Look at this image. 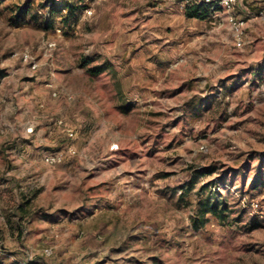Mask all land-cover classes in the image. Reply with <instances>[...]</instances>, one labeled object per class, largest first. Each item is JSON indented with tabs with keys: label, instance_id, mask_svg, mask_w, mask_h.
I'll return each instance as SVG.
<instances>
[{
	"label": "rangeland",
	"instance_id": "rangeland-1",
	"mask_svg": "<svg viewBox=\"0 0 264 264\" xmlns=\"http://www.w3.org/2000/svg\"><path fill=\"white\" fill-rule=\"evenodd\" d=\"M231 14L241 44L177 0H0L5 262L264 264V0ZM211 191L229 217L196 229Z\"/></svg>",
	"mask_w": 264,
	"mask_h": 264
},
{
	"label": "trees",
	"instance_id": "trees-1",
	"mask_svg": "<svg viewBox=\"0 0 264 264\" xmlns=\"http://www.w3.org/2000/svg\"><path fill=\"white\" fill-rule=\"evenodd\" d=\"M66 7L68 8V11H69L66 16V19L67 17L70 18L73 15H75L76 11L82 8V7L81 8L77 7L72 2L67 3ZM207 11H208V8L205 5H200V6L193 5V6H190L186 10V16L190 19L191 18H204L205 16H207ZM108 67H109L108 64H103L100 66H95V67L90 68V71L94 74H100L106 71ZM125 110L128 111L129 106L128 108L125 107ZM259 157H260L261 162L256 170V173L254 174V176L252 177L250 181L249 191H255L261 187H264V152H260ZM214 169L215 168L212 166L199 169L196 172V174H194V176L189 180L186 187L188 189H192L195 186L197 182V178L199 176L211 174L214 172ZM198 205H199L198 209L192 217V223H193L194 228L196 229H199L203 227L204 225L208 224L209 217L207 215L209 213L213 217H216L217 219H219L221 223H223V221H225L229 217L228 216L229 215L228 214V210H229L228 203L225 200L219 198L218 194L215 193V191H211V194H209L205 198H201L198 202ZM253 225H257V224L255 223ZM0 264H16V262H5L3 258L0 257Z\"/></svg>",
	"mask_w": 264,
	"mask_h": 264
},
{
	"label": "built area",
	"instance_id": "built-area-1",
	"mask_svg": "<svg viewBox=\"0 0 264 264\" xmlns=\"http://www.w3.org/2000/svg\"><path fill=\"white\" fill-rule=\"evenodd\" d=\"M181 7L187 10L190 6L193 5H205L208 10L211 12H217L219 10H224L229 12V22L232 26V29L236 35L237 42L241 44L243 42L244 28L246 21L242 18H238L236 15L231 14L234 7L240 0H177ZM89 14H92L93 11L89 8L87 9Z\"/></svg>",
	"mask_w": 264,
	"mask_h": 264
}]
</instances>
